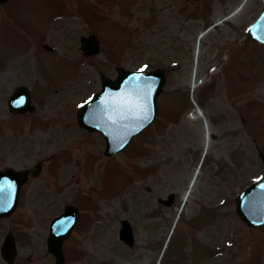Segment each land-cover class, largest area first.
I'll list each match as a JSON object with an SVG mask.
<instances>
[{
    "label": "rangeland",
    "instance_id": "obj_1",
    "mask_svg": "<svg viewBox=\"0 0 264 264\" xmlns=\"http://www.w3.org/2000/svg\"><path fill=\"white\" fill-rule=\"evenodd\" d=\"M261 7V0H11L0 8V169L46 160L15 213L0 220V245L9 230L17 241L14 264L53 263L49 224L70 204L82 216L64 245L66 264H264V225L247 227L233 200L263 173L264 48L244 42ZM90 34L101 52L83 57L79 40ZM120 66L164 68L166 83L154 124L108 159L102 136L82 130L76 112L99 91L98 72L114 78ZM19 85L36 106L14 116L7 99ZM177 219L165 251L171 260L158 262ZM123 223L132 246L119 239Z\"/></svg>",
    "mask_w": 264,
    "mask_h": 264
},
{
    "label": "water",
    "instance_id": "obj_2",
    "mask_svg": "<svg viewBox=\"0 0 264 264\" xmlns=\"http://www.w3.org/2000/svg\"><path fill=\"white\" fill-rule=\"evenodd\" d=\"M7 0H0V4ZM247 37L253 41L264 44V9L257 21L250 27ZM85 52H97V41L94 37L82 42ZM103 89L95 95L79 111V124L90 130L100 131L106 141L107 155H114L124 149L131 138L147 127L155 116L156 97L161 91L165 81L162 71L132 72L118 69L116 81L101 77ZM30 96L26 88L19 87L9 99L13 113H25L31 110ZM264 160V159H263ZM40 169L33 171L37 175ZM27 172H15L10 169L0 173V193L7 192L0 202V217L9 216L17 206L20 186L26 181ZM15 180L17 189L15 188ZM6 201V202H3ZM238 213L249 225H260L264 216V176L245 194L237 198ZM263 210L260 212V206ZM76 214L73 207H67V212ZM74 219L73 214L62 215L55 221L52 229L54 242V255L56 264H63L61 245L69 235ZM67 234V235H66ZM130 235L126 228L125 238ZM4 259L11 264L16 255L14 237L9 233L2 248Z\"/></svg>",
    "mask_w": 264,
    "mask_h": 264
},
{
    "label": "bare ground",
    "instance_id": "obj_3",
    "mask_svg": "<svg viewBox=\"0 0 264 264\" xmlns=\"http://www.w3.org/2000/svg\"><path fill=\"white\" fill-rule=\"evenodd\" d=\"M241 8V7H240ZM239 8V9H240ZM207 140V139H206ZM206 143H207V141H206ZM187 194V193H186ZM186 194H185V196H184V198H183V201H186V198H187V196H186Z\"/></svg>",
    "mask_w": 264,
    "mask_h": 264
}]
</instances>
